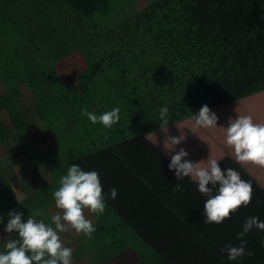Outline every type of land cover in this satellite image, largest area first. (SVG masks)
Segmentation results:
<instances>
[{
	"label": "trees",
	"instance_id": "obj_1",
	"mask_svg": "<svg viewBox=\"0 0 264 264\" xmlns=\"http://www.w3.org/2000/svg\"><path fill=\"white\" fill-rule=\"evenodd\" d=\"M133 2L0 0V216L6 223L10 210L38 211L36 219L51 223L52 193L76 163L97 170L102 192L116 188L117 196L105 197L101 214L85 209L95 231L63 242L71 264H264L256 228L243 237L251 255L230 261L221 251L239 244L245 217L264 220V166L236 161L224 128L236 115L264 123V0H155L122 14ZM203 104L217 125L195 124ZM116 106L111 128L81 112ZM168 134L184 135L175 150L183 147L186 159L215 158L251 181L248 205L205 223L206 197L168 168ZM35 140L48 145L43 163L21 176L12 160ZM12 238L0 239V251Z\"/></svg>",
	"mask_w": 264,
	"mask_h": 264
},
{
	"label": "clouds",
	"instance_id": "obj_2",
	"mask_svg": "<svg viewBox=\"0 0 264 264\" xmlns=\"http://www.w3.org/2000/svg\"><path fill=\"white\" fill-rule=\"evenodd\" d=\"M84 116L92 123H100L104 128H111L120 119V108L112 107L97 114L87 108L81 109ZM169 108L161 106L159 116L164 124L168 123ZM197 126L209 128L217 125L218 115L208 104H203L193 112ZM225 128L226 144L231 147L234 158L238 162H254L264 166V123L253 121L250 115L229 117ZM184 135L168 134L163 138V145L170 155L168 168L174 170L178 181L188 177L196 183L197 191L205 196L202 217L205 223H221L229 217L231 211L239 206H247L252 198L251 181L244 180L235 168H222L217 159H208L202 165L200 161L186 159L188 152L180 144ZM60 186L53 191L57 211L51 216V223L36 219L40 213L27 215L16 209L7 212V219L0 216L3 225L0 239L5 234L15 232L18 238L6 239L4 249L0 251V264H71L72 249L60 239V234L70 228L91 237L95 225L84 214L85 209L91 213L101 214L105 210L106 199H115L117 189L108 193L102 192V184L97 170H85L79 164H71L66 174L60 177ZM211 185V186H209ZM175 189L183 190L180 183ZM54 225V227H53ZM256 228L264 231V220L257 215L247 216L242 224V230L237 232L238 245L227 244L221 249L226 252L227 259L238 261L245 254L251 255L246 249L248 241L243 237ZM264 244V240L261 241Z\"/></svg>",
	"mask_w": 264,
	"mask_h": 264
},
{
	"label": "rangeland",
	"instance_id": "obj_3",
	"mask_svg": "<svg viewBox=\"0 0 264 264\" xmlns=\"http://www.w3.org/2000/svg\"><path fill=\"white\" fill-rule=\"evenodd\" d=\"M153 1H155V0H134L133 6L128 7L127 11H125V12L123 11L122 14H125L127 16L129 14L133 15V14L139 12L140 10H142L143 8H145L147 5H149ZM119 20H121L120 16H119ZM80 60L81 59L79 58L78 61H80ZM0 85H1V82H0ZM2 90H3V88H2ZM2 118L5 119V116H2ZM41 143L42 142L39 143L38 141L35 140L33 145L30 148H27V150L24 153H17V152L15 153V155H14L15 160H12L13 165H14L15 169L21 174V176L24 173V171H26V170L30 171L34 167H36L37 164L43 163V159L41 160V158H40L41 153L47 151L48 145H47V143H42V144ZM39 158H40V161L38 160ZM20 181H21L20 183H21L22 190L26 194H30L33 190V185L30 184L31 181L28 180L27 177H25V178L22 177ZM52 211L54 213H56L57 211H61V210L57 209L55 204H54L52 207ZM80 233L76 232L75 229L70 228L67 232L60 234V239L62 240V242H65L69 238L80 235Z\"/></svg>",
	"mask_w": 264,
	"mask_h": 264
}]
</instances>
